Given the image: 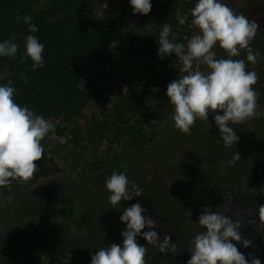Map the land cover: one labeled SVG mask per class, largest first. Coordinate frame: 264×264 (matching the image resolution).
Wrapping results in <instances>:
<instances>
[{
  "label": "rangeland",
  "instance_id": "rangeland-1",
  "mask_svg": "<svg viewBox=\"0 0 264 264\" xmlns=\"http://www.w3.org/2000/svg\"><path fill=\"white\" fill-rule=\"evenodd\" d=\"M223 2L243 15L252 6L264 4L263 0ZM151 3V12L142 16L133 15L129 0H107L104 9L114 38L102 72L110 92L87 101L71 122L43 116L52 128L41 141L44 157L35 162L37 172L26 181L0 188L4 204L0 208V252L47 246L51 255L43 258L42 264H83L100 247L122 244V211L139 203L154 220L160 239L170 237L164 254L147 246L146 264H187L188 241L202 230L197 224L202 212L195 207L200 199L206 208L225 215L228 201L215 206L204 196L214 194L220 186L223 199L229 198L231 188L240 195L261 193L264 174L258 181L255 174L264 163V118L234 125L240 139L231 148L219 140L212 115L209 122L196 120L191 129L200 127L199 133L182 134L174 128L172 108L164 93L167 84L182 75V65L174 55L158 59L156 40L160 26L167 22L175 42L186 43L195 32L190 23L195 0ZM42 8L51 10L55 17L70 15L68 0H41L34 10ZM177 14L188 16L184 25L177 23ZM262 16L254 11L250 21ZM251 47L257 51L255 41ZM216 52L217 58L224 57L223 50ZM81 63L76 61L74 68ZM250 65L247 70H254L259 77L256 67ZM6 73V67L1 66L0 80ZM153 87L159 91L153 93ZM256 90L260 93L258 102L264 101V81L257 82ZM258 111L264 112V106L258 105ZM235 151L241 159L227 166ZM108 164L111 166L106 167ZM125 169L129 181H134L143 195L122 200L120 210L110 209L104 176ZM47 184L54 187L48 200L40 193ZM249 204L239 201L230 211L241 227L242 212ZM138 243L146 242L138 238ZM254 249L251 243L241 254L246 259L249 254L254 257Z\"/></svg>",
  "mask_w": 264,
  "mask_h": 264
},
{
  "label": "clouds",
  "instance_id": "clouds-1",
  "mask_svg": "<svg viewBox=\"0 0 264 264\" xmlns=\"http://www.w3.org/2000/svg\"><path fill=\"white\" fill-rule=\"evenodd\" d=\"M129 5L133 15L147 16L152 9L151 0H129ZM190 17L195 32L186 43L175 42L172 26L167 22L160 26L156 40L158 59L174 55L182 65L179 69L182 75L168 83L164 93L172 108L170 118L176 130L188 134L196 120L209 122L212 115L219 140L225 148H231L240 139L234 125L264 118V112L258 111L260 93L253 87L258 75L254 70H247V64L255 65L264 60V56L251 47L258 25L247 16L236 14L223 0H195ZM16 20H23L30 33L24 38L20 62L29 61L31 70L36 71L45 63L44 44L34 35L38 28L28 15H17ZM187 20L188 16L177 14L179 25ZM19 48L14 38L0 41V58L15 59ZM216 49L223 50L224 57L217 58ZM241 51L246 58L234 59ZM20 78L26 79L23 74ZM151 91L156 93L159 89L153 87ZM15 93L11 80L0 84V188L33 177L37 172L35 162L44 157L41 141L52 128L42 115H37L27 105L16 103ZM240 159V153L235 151L227 166H233ZM104 184L110 209L120 210L122 200L128 202L143 195V190L127 178L126 169L112 171ZM7 200L10 202L11 198ZM2 207L4 204L0 202ZM145 212L139 203L123 209L120 216L125 226L121 233L122 244L100 247L91 256L90 264H146L148 245L166 253L170 237L164 236L161 240L154 230V220ZM257 215L258 222L250 223H255L257 231L264 235V205L258 208ZM197 224L202 230L188 241L190 259L187 264H261L260 259L251 254L246 259L237 249V244L245 249L251 244L250 240L241 239L240 220L205 208ZM138 238L146 243L141 245Z\"/></svg>",
  "mask_w": 264,
  "mask_h": 264
},
{
  "label": "trees",
  "instance_id": "trees-1",
  "mask_svg": "<svg viewBox=\"0 0 264 264\" xmlns=\"http://www.w3.org/2000/svg\"><path fill=\"white\" fill-rule=\"evenodd\" d=\"M40 1L0 0V41L14 38L20 45L15 59L0 58V67L5 66L7 71L0 84L11 80L16 89L15 102L21 106L27 105L37 115L53 116L71 122L79 116L87 101L103 98L110 92L103 82L102 72L103 65L110 59L114 38L104 9L107 0H68L70 15L60 17H55L47 8L34 10ZM254 11L262 12L264 17V4L254 5L246 12L249 20ZM17 15L31 17L32 23L38 28L34 35L44 44L45 63L36 71L31 70L29 61L20 62L24 38L30 33L23 20H16ZM253 21L258 25L253 41L256 50L264 56V18ZM245 58V52L241 51L240 56L234 59ZM76 61L82 63L75 69ZM263 64L264 60H261L253 66L259 74L258 82L264 81ZM21 74L26 79L22 80ZM253 87L256 89L257 84ZM260 104L264 106V101H259L258 105ZM198 128L191 129L192 133H199ZM114 160L117 158L114 157ZM109 164L106 167H110ZM103 171L105 169L99 173ZM220 189L222 186L214 194H207L204 198L214 200L217 197L222 202L223 198L218 194ZM53 192V185L47 184L40 193L48 200L52 198ZM50 255L49 247L30 245L17 251L0 252V264H42V259L49 258ZM186 258H190V255ZM90 260L91 258H87L83 264H90Z\"/></svg>",
  "mask_w": 264,
  "mask_h": 264
},
{
  "label": "flooded vegetation",
  "instance_id": "flooded-vegetation-1",
  "mask_svg": "<svg viewBox=\"0 0 264 264\" xmlns=\"http://www.w3.org/2000/svg\"><path fill=\"white\" fill-rule=\"evenodd\" d=\"M263 174H264V163H262L260 168L257 169L256 174H255V177H256L255 180L258 181L259 179H261ZM218 194L222 196L223 190L220 189V193H218ZM242 196H248L250 198L244 199V198H242ZM225 200L228 201V205H227L226 210L229 209V216L231 219H233V218L230 214V211L236 206V204L239 201L243 202V203H246V202L250 203L248 205V207L246 209H244L242 212V221L244 224L241 227V239L242 240H250L251 243H253L255 245L254 257L260 259L261 262L263 261V264H264V235H261V232L257 231V229H256L257 225L253 226L252 223H250V221L258 222L257 210L261 205H264V194H261L257 191H254V193H251V194L240 195V194H237L235 192L234 188H231L229 190V198L227 197L226 199H223V201H225ZM233 200H234V203L230 207V204ZM213 201L215 203V206L219 202H221V200L219 201L217 199V197H216V199L214 198ZM199 202H201V203H198L197 205H195L196 210L203 212V210L206 208L205 201H204V199H202V200L200 199ZM226 210H225V213H226ZM250 213H253L254 215L252 217H250L251 216ZM236 246H237V249L239 252L245 251V248H243L240 244H237ZM258 246H259V249H258Z\"/></svg>",
  "mask_w": 264,
  "mask_h": 264
},
{
  "label": "water",
  "instance_id": "water-1",
  "mask_svg": "<svg viewBox=\"0 0 264 264\" xmlns=\"http://www.w3.org/2000/svg\"><path fill=\"white\" fill-rule=\"evenodd\" d=\"M242 198L247 199V198H250V197H248V196H242ZM234 200L231 202L230 207L233 205ZM225 216H226V218L231 219L230 216H229V209L226 210ZM258 249H259V246H258Z\"/></svg>",
  "mask_w": 264,
  "mask_h": 264
}]
</instances>
